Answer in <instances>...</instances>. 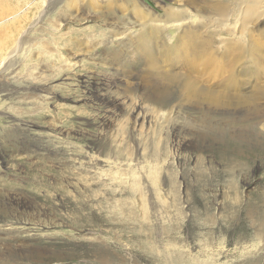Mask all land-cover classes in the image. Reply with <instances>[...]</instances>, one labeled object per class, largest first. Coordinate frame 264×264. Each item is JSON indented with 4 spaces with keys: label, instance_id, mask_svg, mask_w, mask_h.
Instances as JSON below:
<instances>
[{
    "label": "rangeland",
    "instance_id": "1",
    "mask_svg": "<svg viewBox=\"0 0 264 264\" xmlns=\"http://www.w3.org/2000/svg\"><path fill=\"white\" fill-rule=\"evenodd\" d=\"M1 57L0 264H264V0H0Z\"/></svg>",
    "mask_w": 264,
    "mask_h": 264
},
{
    "label": "bare ground",
    "instance_id": "2",
    "mask_svg": "<svg viewBox=\"0 0 264 264\" xmlns=\"http://www.w3.org/2000/svg\"><path fill=\"white\" fill-rule=\"evenodd\" d=\"M180 11V10H179ZM4 13V12H3ZM185 13V12H184ZM13 50L14 49H12L11 51H9L7 54H12L13 53ZM3 59H4V57H1V59H0V64H1V62L3 61Z\"/></svg>",
    "mask_w": 264,
    "mask_h": 264
}]
</instances>
